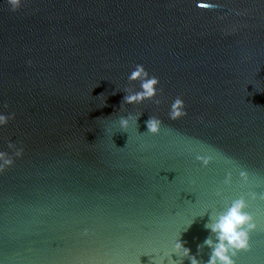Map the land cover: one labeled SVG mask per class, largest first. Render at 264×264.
<instances>
[{
    "label": "water",
    "instance_id": "1",
    "mask_svg": "<svg viewBox=\"0 0 264 264\" xmlns=\"http://www.w3.org/2000/svg\"><path fill=\"white\" fill-rule=\"evenodd\" d=\"M10 7L0 0V114L14 115L0 126L14 160L0 172V264H167L178 239L197 255L209 217L241 196L258 229L234 259L264 264V201L248 195L264 192V0ZM137 64L159 79V105L124 103ZM177 97L187 115L173 121Z\"/></svg>",
    "mask_w": 264,
    "mask_h": 264
},
{
    "label": "clouds",
    "instance_id": "2",
    "mask_svg": "<svg viewBox=\"0 0 264 264\" xmlns=\"http://www.w3.org/2000/svg\"><path fill=\"white\" fill-rule=\"evenodd\" d=\"M8 4L11 6L10 10L13 12L18 11L22 7V0H8ZM197 7L201 9L210 10L217 7V5L211 3H198ZM31 64V61L28 62ZM130 82L139 81L140 91H134L129 87L125 89L127 95L124 97V103L126 104H140L145 100H152L159 105L160 100L156 99L158 95L159 79L156 76H149L143 65L137 64L135 70L131 72L128 77ZM162 92V89L160 90ZM102 96V95H101ZM187 115L185 111V103L177 97L170 106L168 116L171 120L175 121ZM12 117L0 114V126H6L8 121ZM138 116L129 115L128 117L120 118V126L123 130H127L130 126V121L133 124H137ZM162 126V121L155 116H151L146 121L147 133L157 135L159 134ZM116 146V145H115ZM9 148L15 149V145L11 142L8 144ZM23 155V148L15 151V156L20 157ZM198 161L207 167L213 157L211 155L203 156L198 155L196 157ZM14 160L8 153L0 151V172H3L6 168L12 166ZM241 180L247 184L249 181V173L247 171H240ZM232 173L229 172L224 183L231 184ZM220 195V193H217ZM252 199L259 198L264 201V192L262 193H249ZM249 207L248 200L241 196L238 199H234L228 205L227 209L220 213L218 216H210L207 223H205V229L209 230V236L203 241L202 244L197 245V255H193L191 250L185 247L184 242L178 239L174 244V251L167 259V264H183L184 260L190 261V264H236L237 257L241 252L250 250V238L251 234L258 229V225L254 216L247 211ZM191 224L188 226L190 227ZM187 230V229H186ZM87 235V231L84 233ZM207 246L210 249L209 259L203 261L198 259L197 256L201 255L204 247ZM175 254L177 259H173ZM164 259L160 261H154V264H165Z\"/></svg>",
    "mask_w": 264,
    "mask_h": 264
}]
</instances>
